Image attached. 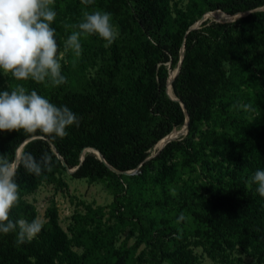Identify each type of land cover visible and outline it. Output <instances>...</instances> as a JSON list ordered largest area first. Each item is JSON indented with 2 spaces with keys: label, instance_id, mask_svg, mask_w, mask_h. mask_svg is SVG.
Masks as SVG:
<instances>
[{
  "label": "trees",
  "instance_id": "1",
  "mask_svg": "<svg viewBox=\"0 0 264 264\" xmlns=\"http://www.w3.org/2000/svg\"><path fill=\"white\" fill-rule=\"evenodd\" d=\"M71 1L90 12L111 13L119 35L106 49L101 47L105 41L98 35L85 34L82 41L80 37L81 54L76 56L70 49L73 57H69L68 68L64 65L61 68L67 87L65 84L54 86L48 79L42 83L31 79L17 81L11 74L10 88L0 87V91H12L17 85L25 87L29 93L35 90L58 107L67 106L79 117V125L68 127V135L62 139L39 132L28 135L23 130L0 132V154L9 160L27 138L32 139L21 151L18 148L15 156L19 151L21 154L30 152L37 160L45 152L52 157V171L44 170L39 176L26 172L22 165L19 167L15 180L20 201L11 210L10 219L28 222L35 219L34 207L24 196L41 184L50 185L56 191L64 189L62 171L78 164L70 173L73 179L93 182L113 178L119 181L124 194L136 193L130 199L134 207L140 204L144 208H157L156 202L148 203L146 194L140 191L145 190L146 185L150 189L153 183L165 186V176L175 172V168H171L175 159L187 168L198 163V152L206 145L203 141L195 142L194 138L204 125H211L215 120L212 125L223 131L230 133L229 128L232 132L240 131L229 141L225 151L231 157L230 166L219 172L207 171L204 166L198 170L203 173L199 188L208 195L209 202L205 210H189L198 231L195 238L187 240L183 223L173 233L150 220L148 228H139L138 241L144 246L133 262L195 264L192 248L196 247L205 249L213 260L215 257L199 239L210 235L208 237L231 238L226 244L228 247L240 245L247 256L254 257L252 264H264V209L261 208L264 197L256 191L257 185L250 183L251 177L248 180L252 171L249 161L261 164L263 158L251 159L259 141L252 129L240 121L246 110L240 109L236 102L237 98L251 96L253 89L264 94V0H187L183 7L173 2L172 9L169 8L171 0H93L92 4ZM67 4L68 0H54L51 5L56 12L51 27L55 29L58 46L61 38L67 40L73 32L79 31L73 23L57 26ZM207 11H219L228 17L242 15L232 22H217L224 19L211 16L208 19L213 21L204 22L198 30H189ZM89 43L98 48L101 63L95 75L85 79L80 68L87 59ZM181 47L182 58L172 81L173 74L166 76L165 64L169 61L177 65ZM176 99L184 105L187 114L185 136L168 142L154 157L144 161L161 139L184 123L181 105L173 102ZM88 147L95 148L106 165L94 156L97 153L92 148L88 149L92 154L85 153L79 163L80 151ZM131 171L137 174H125ZM109 215L119 225L130 220L115 201ZM44 217L46 223L41 232L22 245L15 243L16 232L0 233V264L124 263L125 257L117 254L112 245L111 228L88 232L76 226L69 228L76 235L67 238L57 224L52 203L45 209ZM72 219L78 224L87 219V214L72 216ZM82 236L85 240L79 243ZM71 246L82 251L77 253ZM248 246L254 253L247 250ZM99 250L102 254L98 257ZM91 255L95 256L93 260Z\"/></svg>",
  "mask_w": 264,
  "mask_h": 264
},
{
  "label": "rangeland",
  "instance_id": "2",
  "mask_svg": "<svg viewBox=\"0 0 264 264\" xmlns=\"http://www.w3.org/2000/svg\"><path fill=\"white\" fill-rule=\"evenodd\" d=\"M175 2L177 6L183 7L187 0H171L169 8L172 9V4ZM64 15L57 26L63 25V23H73L74 28L78 30L77 25L83 21L84 13H91L89 9L75 4L73 1L68 0V4L63 9ZM206 13H211L207 14ZM213 13V14H212ZM205 15V16H204ZM242 14H236L234 17H228L219 11H207L203 15L195 20L190 26L189 30H198L202 27L204 22H208L211 16L220 17L224 20L217 22H232ZM58 30V28H57ZM83 35L81 36V41ZM66 39L61 38L58 50L63 53V59L60 61L61 65L68 68L69 57H73L70 53V49L65 50ZM106 41L102 42L101 47L106 49ZM88 55L86 61H83V68H80L81 75L85 79L92 78L97 68L101 63V57L96 45L89 43ZM166 76L168 74H174L177 70V65H172L169 61L165 64ZM2 81L0 87L10 88V73L5 75L3 70L0 71ZM67 87V84L64 85ZM45 89L42 88V91ZM251 91V90H250ZM246 93H249L246 91ZM236 102L240 109H245V115L240 118L247 128L252 129L255 138L259 141L256 147V154L251 156V159L255 161L256 157L259 161L263 158L261 164L249 161V165L252 171L248 177L254 175L257 170H264V94L258 90L253 89L251 96L245 98H237ZM251 105L250 108L246 107ZM216 122L215 120L212 124ZM204 125L201 128V133L194 138L195 142L203 141L206 148L198 152L199 162L195 163L190 168L182 166L179 159H175L171 162V168H175L173 175L165 176V186L160 187L157 184L151 186V188L145 187V190H141L146 194L148 203L151 205L155 201L156 207H143L137 204L134 207L132 196L135 194H124L122 189L118 185L119 181L113 178L97 181H86L84 179H73L70 176L69 170H64L61 173V179L65 182L66 187L62 190L56 191L50 185L41 184L31 194L25 195L24 199L31 203L35 210V219L41 221L43 226L46 223L44 217L45 209L52 203L56 209L57 224L65 232L67 238L74 235L69 231V228L73 229L76 226L84 228L88 232H98L99 229L111 228L113 231L112 245L115 248L117 254H122L125 257L123 264H134L133 260L137 254L141 251L144 244L138 241L139 228H148L150 220L157 222L160 226L167 227L173 233L179 229V224L183 223L182 228L187 233V240H193L196 236V226L193 224V220L190 217L189 210L197 209L199 211L208 208L209 197L203 189L199 188L200 178L203 173H198L201 166L207 171L219 172L220 169L230 166L232 161L231 157L226 154L229 141L236 138V134H239V129L229 128L228 133L226 130L219 129L215 125ZM172 132L170 131L169 134ZM186 130L182 124L179 127L174 128L173 136L170 137L172 141L180 140L185 136ZM155 145L149 152L152 155L156 151ZM85 153H91L89 150H84ZM192 168H195L193 171ZM136 175L137 173L131 171L130 175ZM201 176V177H200ZM158 183V182H156ZM124 194V195H123ZM121 195V197H119ZM129 199V200H128ZM134 200H136L134 198ZM140 200V199H139ZM119 203L121 211L128 219L124 224H116L112 217L109 215L112 202ZM187 206L185 209L181 206ZM264 209V204L261 205ZM145 210V212H141ZM87 214V219L79 221L77 224L73 221L72 216ZM137 216V217H136ZM99 227V228H98ZM77 230V229H76ZM74 232V231H73ZM174 236V235H172ZM210 236V235H208ZM203 236L199 238L203 240L207 250L215 257L210 259L206 255L205 249L201 247L192 248V253L195 255V264H252L254 257L247 256L245 251L241 249L240 245H233L228 247L226 244L228 241H232L231 238L224 237H208ZM198 238V237H196ZM223 239V240H222ZM85 240L82 236L78 239L79 243ZM137 241L139 242L138 244ZM75 252L80 253L82 249L71 246ZM251 253L254 250L251 247H247ZM96 256H100L102 251L99 250ZM95 258L91 255V259ZM227 260V261H224ZM155 261H158L156 258ZM230 261L231 263H228ZM113 264V263H109ZM143 264V263H142ZM160 264H167L161 262Z\"/></svg>",
  "mask_w": 264,
  "mask_h": 264
},
{
  "label": "clouds",
  "instance_id": "3",
  "mask_svg": "<svg viewBox=\"0 0 264 264\" xmlns=\"http://www.w3.org/2000/svg\"><path fill=\"white\" fill-rule=\"evenodd\" d=\"M82 2L92 4L93 0ZM53 3L54 0H0V70L5 75L10 73L17 81L31 79L36 83L48 79L54 86L67 83L61 72L63 53L58 50L55 29L51 27L56 18ZM77 27L79 31L65 41V50L72 49L76 56L81 54L82 35H98L107 42L105 46H110L119 35L111 13L99 10L85 12ZM73 124L79 125V117L72 110L58 107L35 90L29 93L17 85L12 91H0V132L23 130L28 135L39 132L62 139ZM21 165L26 172L39 176L44 170L52 171V157L45 152L37 160L30 152L18 151L16 158L9 160L0 154V233L16 232L18 246L30 242L43 228L38 219H10L11 210L20 201L15 177ZM250 183L257 185L256 191L264 197V170H257Z\"/></svg>",
  "mask_w": 264,
  "mask_h": 264
},
{
  "label": "water",
  "instance_id": "4",
  "mask_svg": "<svg viewBox=\"0 0 264 264\" xmlns=\"http://www.w3.org/2000/svg\"><path fill=\"white\" fill-rule=\"evenodd\" d=\"M211 21H213V20H209L208 22H211ZM182 52H183V47H181L180 48V50H179V60H178V62H177V70H176V72L173 74V78H172V81H173V79H174V77L176 76V74H177V72H178V68H179V65H180V61H181V58H182ZM172 91V90H171ZM173 94V93H172ZM174 96V95H173ZM173 102H176V103H179L180 105H181V107H182V110H183V114H184V117H185V119H184V123H183V125H184V128H185V130H187V123H188V119H187V114H186V111H185V107H184V105L182 104V103H180V101L178 100V99H176V101H173ZM173 131H174V128L171 130V132L173 133ZM169 135L170 134H168V135H166L163 139H161L156 145V151H155V153H153L152 155H150V156H147L146 158H145V160L144 161H146V160H148V159H150V158H152V157H154L168 142H170V141H172L171 139H170V137H169ZM167 137H169V138H167ZM30 139H32V138H27V139H25L23 142H21L20 143V145L17 147V149L19 148L20 149V151H21V148H22V146L26 143V142H28ZM89 148H92L93 150H95L96 151V153H97V155H94L99 161H101V162H103V164L104 165H106V163L104 162V160H103V158H102V156L100 155V153L95 149V148H93V147H88V148H85V149H83L82 151H80V153H79V155H78V162L80 163L81 161H82V159H83V151L84 150H88ZM16 149V150H17ZM16 150H15V152H16ZM15 152H14V156H13V158H12V160L13 159H15L16 158V156H15ZM92 154V153H91ZM62 165H64L63 163H62ZM78 166H79V164L75 167V168H72V169H66V170H69L68 172L69 173H72V172H74L77 168H78ZM111 171H113V172H115V173H119L118 171H115V170H113L112 168H110V167H108ZM134 172V171H133ZM125 174H130V172H126Z\"/></svg>",
  "mask_w": 264,
  "mask_h": 264
},
{
  "label": "bare ground",
  "instance_id": "5",
  "mask_svg": "<svg viewBox=\"0 0 264 264\" xmlns=\"http://www.w3.org/2000/svg\"><path fill=\"white\" fill-rule=\"evenodd\" d=\"M174 134L173 133H171L170 135H169V137H172ZM169 137H167V138H169ZM20 150V149H19ZM96 152V151H95Z\"/></svg>",
  "mask_w": 264,
  "mask_h": 264
}]
</instances>
